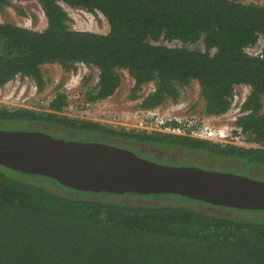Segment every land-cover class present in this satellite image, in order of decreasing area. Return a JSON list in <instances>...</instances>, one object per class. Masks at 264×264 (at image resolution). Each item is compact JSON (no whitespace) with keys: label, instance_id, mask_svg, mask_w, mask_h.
Masks as SVG:
<instances>
[{"label":"trees","instance_id":"1","mask_svg":"<svg viewBox=\"0 0 264 264\" xmlns=\"http://www.w3.org/2000/svg\"><path fill=\"white\" fill-rule=\"evenodd\" d=\"M20 1L32 0H0V13ZM35 1L46 18L42 30L0 22V87L20 76L32 79L41 92L50 81L44 65L59 64L76 73L84 64L90 69L81 83L84 101L111 96L126 70L135 81L130 100L142 96L145 84L154 85L138 107L175 103L180 90L197 81L199 113L217 116L231 108L235 86L246 85L249 93L235 125L246 142L257 145L201 138L186 129H136L68 115L61 83L46 109L0 106V128L106 142L170 165L186 161L171 162L144 147L190 150L205 157L207 165L212 159L234 161L247 172L251 166L264 167V46L256 55L245 51L264 37V1ZM65 6L103 14L107 32L72 28ZM91 70L97 78L93 85ZM168 125L179 127V122ZM51 126L71 134L54 133ZM0 264H264V209L219 206L170 193L76 190L0 164Z\"/></svg>","mask_w":264,"mask_h":264},{"label":"water","instance_id":"2","mask_svg":"<svg viewBox=\"0 0 264 264\" xmlns=\"http://www.w3.org/2000/svg\"><path fill=\"white\" fill-rule=\"evenodd\" d=\"M0 164L91 192L170 193L219 206L264 209V181L197 165H170L99 141L0 128Z\"/></svg>","mask_w":264,"mask_h":264},{"label":"rangeland","instance_id":"3","mask_svg":"<svg viewBox=\"0 0 264 264\" xmlns=\"http://www.w3.org/2000/svg\"><path fill=\"white\" fill-rule=\"evenodd\" d=\"M246 2L248 1H254V2H263L264 0H244ZM65 8H68V14L70 16L69 24L72 28L78 29V30H90L94 32H100L105 33L108 30V23L103 14L101 13H90L88 11H85L84 9L80 8H69L65 6ZM23 12V13H22ZM4 20H9L10 22L16 23L18 25L27 27V28H34L37 30H42L46 26V18L43 14V11L39 5V3L35 0L32 1H20V2H14L12 3V6L6 7V9L3 11V13H0V22H3ZM176 42V41H174ZM173 42V43H174ZM264 42L263 36L260 37V39L257 41V44H255L254 51H258L260 46H262ZM166 44V42H163ZM168 44V45H172ZM177 43V42H176ZM194 46V45H192ZM198 46H201V43L198 44ZM44 73H46V78H50V81H48L44 93H40L38 96L39 98H42L43 100H46V98H50L53 96V94L56 92L54 90L55 84L58 81V83H61L62 86L67 83L75 84V74L72 76L69 75V72H65L62 70V68L59 66V64H46L43 66ZM79 75L83 74L86 70L81 71L78 70ZM95 72L94 70H91V73ZM77 75V80L80 78V76ZM126 75L125 73H122V76ZM94 80L96 77V72L93 73ZM127 76V75H126ZM20 81L21 84H10L7 86V89L5 90L8 94L12 95L14 98L18 97V93L21 92V90L29 91L31 92V83L32 81L26 80L24 78H21ZM52 81V82H51ZM81 81V80H80ZM57 83V84H58ZM56 84V85H57ZM132 85V82L129 78L125 77L123 78V81L120 85V87L117 89V91L110 97L103 101H101L100 106L102 109L114 108V111L117 113L122 114V117L131 116V111L133 112L136 107L135 101H130L129 99V90L130 86ZM24 87V89H23ZM76 87V86H75ZM147 87H151V84L147 85ZM147 87H144V91L148 90ZM241 92L245 95L249 92L248 86H239ZM79 88L76 87L75 90H78ZM62 90V89H60ZM55 91V92H54ZM62 91L68 92V95L70 98H68L69 102H72L74 107L80 106V100H73L71 95L72 93L69 91H74V88L72 89H64ZM65 93V92H64ZM66 94V93H65ZM199 96V88L195 81L192 82L190 86L184 87L180 90V97L179 100L175 103H168L162 106H159L156 109V115L158 118H166V119H183V118H200L204 124L206 125H213L215 126H221L227 127L225 125H228L229 122L226 119L228 116H207L203 113H199L200 111V105L201 102L198 101ZM4 100H7V97H4ZM35 103L31 104L34 108H42L40 103H37V100H33ZM12 105H9L8 107H16V106H22L21 103L16 104L15 102L11 103ZM14 104V105H13ZM5 105V104H4ZM195 105V106H194ZM2 106V105H0ZM113 110V109H112ZM111 110V111H112ZM68 115H74L77 116L78 113H73V111L66 112ZM229 114V113H228ZM81 116V115H79ZM93 120H101L105 121L101 118H93ZM159 120V119H158ZM131 121V120H130ZM120 124V123H118ZM50 130L54 133L61 134V135H70L71 132L62 129L60 127L51 126ZM85 140H91L90 138H82ZM144 149H147V152L150 154H156L159 155L160 158L166 156L170 159L171 162H179L180 161H186L183 163H180L178 165L183 166H189L188 161H197L198 163H202V165H197L202 168L207 169H213V170H224L221 166L236 169L238 174L241 175H247L249 177H252L254 179H259L264 181V167L262 166H251L250 172L243 171L241 168L243 166L239 165V163L234 161H223L221 159H212V164L207 165L206 163H209L205 157H203L200 153L190 152V150H181L178 148H168L163 149L162 147H159L158 145H150L145 146ZM234 172V171H233ZM254 174H260V175H254ZM46 184H50L49 181H46ZM150 199V200H149ZM142 201L149 202L154 201L152 198H142ZM165 200H162L164 202ZM201 208L207 209V206L200 205ZM239 213V212H238ZM237 213V214H238ZM238 215H248L245 213H239Z\"/></svg>","mask_w":264,"mask_h":264},{"label":"built area","instance_id":"4","mask_svg":"<svg viewBox=\"0 0 264 264\" xmlns=\"http://www.w3.org/2000/svg\"><path fill=\"white\" fill-rule=\"evenodd\" d=\"M263 46H264V42L262 46H260L258 51H254V52L252 50L254 49L255 46L253 47L247 46L245 47V51L248 52L249 54L256 55V54L261 53V49ZM59 66L61 67V65ZM78 70H81L83 72L84 70H86V72L84 73L86 74L90 73V69L84 64H80ZM78 72L79 71H77L76 73H74L73 71L69 72V75L71 76V78L75 74V77L73 78L75 79L74 85L70 82V83H67L66 85L64 84L62 86L63 88H60V89L64 90V89L74 88V91H69L72 93L71 97L73 100H80L81 105L74 107L73 103L69 102L63 108L64 113H66L67 111L68 112L73 111V113H78L77 116L81 115L79 117H87L90 119L98 117L107 122L120 123L122 125L129 126V127L136 128V129H147V130L160 129V130L167 131V132H177V133L179 132L183 133L186 129V130H189L193 136H198L201 138L212 139L215 141H223V142L229 141L234 144L243 145V146H256L257 145L256 143H253V142H246L244 140V135L241 133L240 127L235 125V120L237 119L239 115L243 113L241 111V104L243 100L246 98L247 94L249 93L248 92L247 94L244 95L240 90V87H239L240 85L235 86L234 95H233L234 98L231 103V108L226 113L217 115V116H228L226 117V119L228 120L229 124L225 125V126H228V128L227 127L222 128L221 126L212 127L213 125L211 126L206 125L203 123V121L200 118H194V117L193 118H190V117L183 118L180 120L175 119L177 120V122H179V127H171L170 125H168V122H170L173 119H166V118H158L159 120L157 119V115L155 111L159 106L153 109H142L138 107L133 112L131 111L130 113L131 116L122 117L121 116L122 114L117 113L110 108H105V109L101 108L100 103L101 101L105 99L98 100V101H84L82 98V91H85L86 87H83V88L80 87V84L82 83V78L84 76L83 74L79 75ZM121 73H125L127 76L126 75L124 76L131 80L132 85L130 87H132L135 82L134 79L128 74L126 70H121ZM77 75L80 76L78 80L76 77ZM124 76L121 77V81H123ZM21 78L32 81L31 92L30 90L29 91L21 90V92L18 93L19 96L14 98L12 95L8 94L5 90L7 89V86L10 84H13V85L21 84L22 83L20 81ZM96 82H97V78L95 77V80L93 79L91 83L93 85ZM57 83L58 81L56 82V84ZM56 84L55 86H57L59 83L57 85ZM148 84L149 85L151 84L150 88L147 87ZM196 84L198 85L197 82ZM75 86L78 88L80 87V88L78 90H75L76 88ZM144 87H147L148 90L144 91ZM198 88H199V85H198ZM153 89H154L153 82H149L145 84L142 87V89L139 91V93H142V96L140 98L132 99L130 101H135L136 104H139L143 96ZM62 90L60 91L65 92L67 97L70 98V96L68 95V92L62 91ZM44 91L45 89H43L40 92L32 79L27 78V77L17 76L13 80L8 81L6 84L0 87V105L8 107L9 105H12L11 104L12 102L16 101V104L21 103L22 106L20 107L34 108L31 104L35 103L33 100H37V103H40V105H43L41 107L46 109L49 101L54 97V94L56 92L54 91L55 93L50 98H46V100H43L42 98H39L38 95L40 93H44ZM4 97H7V100H4ZM207 116H216V115H207ZM233 131H236L237 133L234 134Z\"/></svg>","mask_w":264,"mask_h":264},{"label":"clouds","instance_id":"5","mask_svg":"<svg viewBox=\"0 0 264 264\" xmlns=\"http://www.w3.org/2000/svg\"><path fill=\"white\" fill-rule=\"evenodd\" d=\"M264 38V37H263ZM195 82H197V81H195ZM241 86H246V85H241ZM80 87L81 88H83V86H82V84H80ZM79 87V88H80ZM131 89V88H130ZM114 94V93H113ZM112 94V95H113ZM129 94H130V90H129ZM111 95V96H112ZM111 96H109V97H107V98H110ZM107 98H105V99H107ZM69 101V100H68ZM160 106H162V105H160ZM110 107V109H113L114 110V108H111V105L109 106ZM135 107H136V109L138 108V104H135ZM37 109V108H36ZM38 109H41V108H38ZM84 118H87V117H84ZM88 119H90V118H88ZM173 120H175V119H173ZM99 121H101V120H99ZM177 121V120H176ZM102 122H106V121H102ZM112 124H118V123H112ZM118 125H122V124H118ZM122 126H125V125H122ZM129 127V126H128ZM132 128V127H131ZM234 132V131H233ZM175 133H177V132H175ZM180 133H182V132H180Z\"/></svg>","mask_w":264,"mask_h":264}]
</instances>
